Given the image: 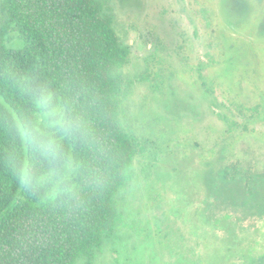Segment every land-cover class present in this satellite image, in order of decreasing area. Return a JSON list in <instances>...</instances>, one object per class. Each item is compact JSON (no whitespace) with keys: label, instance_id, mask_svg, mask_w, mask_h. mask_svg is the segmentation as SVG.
<instances>
[{"label":"rangeland","instance_id":"1","mask_svg":"<svg viewBox=\"0 0 264 264\" xmlns=\"http://www.w3.org/2000/svg\"><path fill=\"white\" fill-rule=\"evenodd\" d=\"M249 1L242 17L232 0H105L144 149L94 264H264V0Z\"/></svg>","mask_w":264,"mask_h":264},{"label":"trees","instance_id":"2","mask_svg":"<svg viewBox=\"0 0 264 264\" xmlns=\"http://www.w3.org/2000/svg\"><path fill=\"white\" fill-rule=\"evenodd\" d=\"M113 25L105 0H0V264H94L117 233L144 147L123 124L133 82Z\"/></svg>","mask_w":264,"mask_h":264},{"label":"flooded vegetation","instance_id":"3","mask_svg":"<svg viewBox=\"0 0 264 264\" xmlns=\"http://www.w3.org/2000/svg\"><path fill=\"white\" fill-rule=\"evenodd\" d=\"M245 152H248V151L245 150ZM227 165H228V164H227ZM263 260H264V259H263Z\"/></svg>","mask_w":264,"mask_h":264}]
</instances>
